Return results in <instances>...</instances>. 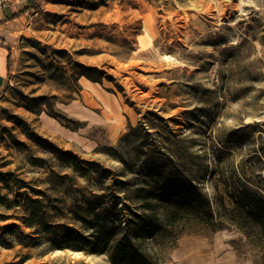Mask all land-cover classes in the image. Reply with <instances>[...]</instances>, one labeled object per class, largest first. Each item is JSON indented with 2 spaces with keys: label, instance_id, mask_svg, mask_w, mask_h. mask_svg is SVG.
<instances>
[{
  "label": "rangeland",
  "instance_id": "rangeland-1",
  "mask_svg": "<svg viewBox=\"0 0 264 264\" xmlns=\"http://www.w3.org/2000/svg\"><path fill=\"white\" fill-rule=\"evenodd\" d=\"M35 3L37 11L25 10L28 0H0L10 59L0 93V264H109L51 250L1 195L24 203L38 189L69 206V191L88 183L56 151L119 174L133 156L121 140L129 127L174 157L200 206L171 219L152 206L163 229L140 250L155 264H264V0ZM80 64L102 80L81 76ZM64 213L59 222L81 230Z\"/></svg>",
  "mask_w": 264,
  "mask_h": 264
},
{
  "label": "trees",
  "instance_id": "trees-1",
  "mask_svg": "<svg viewBox=\"0 0 264 264\" xmlns=\"http://www.w3.org/2000/svg\"><path fill=\"white\" fill-rule=\"evenodd\" d=\"M35 1L28 0L25 10L32 8L37 11L39 7ZM25 10L12 14L7 20L16 19ZM78 67L80 75L93 82H100L103 78L101 70L81 64ZM9 69L8 55L7 75ZM47 113L63 120V117L50 112V106ZM149 137L150 132L146 129L129 127L121 140H128L133 146V156L127 161L121 159L123 170L119 174H112L70 151H56L58 160L88 183V186L74 187L69 191L71 203L67 207L65 198L54 197L38 189H33L34 198H27L24 203L10 201L1 195V206L18 208L22 214L17 218L32 230V234L49 237L51 250L69 249L104 255L109 264H155L138 244L145 238L160 234L163 220L156 213L147 212L152 206L159 205L164 217L171 219L180 212H193L200 206L198 189L184 174L182 166L174 157L163 154ZM134 173L138 175V183L122 179ZM7 176L6 173L1 174V183L9 190ZM65 178L67 175L62 179ZM50 190L54 193L55 189ZM239 202L240 199L234 203L238 205ZM65 210L72 221L81 223V230L59 222L67 217ZM247 213L251 214L250 211ZM84 229L88 231L84 232Z\"/></svg>",
  "mask_w": 264,
  "mask_h": 264
},
{
  "label": "crops",
  "instance_id": "crops-1",
  "mask_svg": "<svg viewBox=\"0 0 264 264\" xmlns=\"http://www.w3.org/2000/svg\"><path fill=\"white\" fill-rule=\"evenodd\" d=\"M7 57L8 51L0 45V93L5 89L7 82Z\"/></svg>",
  "mask_w": 264,
  "mask_h": 264
}]
</instances>
